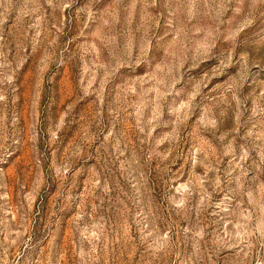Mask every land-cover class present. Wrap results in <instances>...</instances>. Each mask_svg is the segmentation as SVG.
<instances>
[{"label":"rangeland","instance_id":"obj_1","mask_svg":"<svg viewBox=\"0 0 264 264\" xmlns=\"http://www.w3.org/2000/svg\"><path fill=\"white\" fill-rule=\"evenodd\" d=\"M0 264H264V0H0Z\"/></svg>","mask_w":264,"mask_h":264}]
</instances>
